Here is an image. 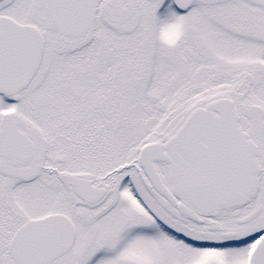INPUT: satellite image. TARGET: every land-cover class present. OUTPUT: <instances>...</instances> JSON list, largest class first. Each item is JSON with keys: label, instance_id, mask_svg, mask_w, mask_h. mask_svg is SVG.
Instances as JSON below:
<instances>
[{"label": "snow or ice", "instance_id": "obj_1", "mask_svg": "<svg viewBox=\"0 0 264 264\" xmlns=\"http://www.w3.org/2000/svg\"><path fill=\"white\" fill-rule=\"evenodd\" d=\"M0 264H264V0H0Z\"/></svg>", "mask_w": 264, "mask_h": 264}]
</instances>
